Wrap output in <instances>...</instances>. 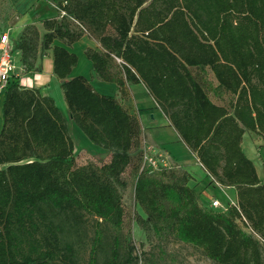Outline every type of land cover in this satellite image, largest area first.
Returning <instances> with one entry per match:
<instances>
[{"label": "trees", "instance_id": "1", "mask_svg": "<svg viewBox=\"0 0 264 264\" xmlns=\"http://www.w3.org/2000/svg\"><path fill=\"white\" fill-rule=\"evenodd\" d=\"M42 1L58 13L41 20L40 47L50 51L70 123L110 157L77 165L53 97L11 74L0 116V264H76L85 214L100 220L87 264H137L121 238L120 188L130 166L141 226L190 243L217 264H263L260 241L238 221L264 240V181L241 147L247 130L264 138V0ZM85 25L99 42L84 52L95 77L115 83L123 98L128 83L145 86L204 169L234 188L226 211L202 206L188 173L153 168L132 152L142 128L121 100L83 75L69 77L78 57L66 46ZM17 47L23 64L37 50L25 37Z\"/></svg>", "mask_w": 264, "mask_h": 264}, {"label": "rangeland", "instance_id": "2", "mask_svg": "<svg viewBox=\"0 0 264 264\" xmlns=\"http://www.w3.org/2000/svg\"><path fill=\"white\" fill-rule=\"evenodd\" d=\"M28 13V10L24 12V14L26 15ZM63 15L64 12L60 13L59 17ZM18 16H20V14L16 11L14 4H12L9 0H0V34L7 33L8 36L11 37L12 58L14 63L16 65H19L18 67H16V70L18 69L20 72L22 69L26 74H30V72L34 73L38 71V67L40 66L38 61L39 53L43 52L41 51L40 44L42 39L41 35L44 33V28L41 21L36 18V20L34 21L23 24L20 29L14 30L16 29V21L18 20ZM66 20L72 23L75 22L70 17H67ZM84 28L85 34H87L88 37L95 42L96 48L98 49L99 42L96 33H94V31H92V29H90L87 25H85ZM23 37L29 39L32 44L37 47L36 51H32L30 53L27 59L28 61L25 64L22 63L21 51L17 47L20 39ZM54 42L58 43V40H55ZM34 53L35 58H32V54ZM77 55H79V57L81 58L79 52H77ZM44 57L45 56H42L40 59L41 64ZM27 66L30 69L28 71H26ZM60 82L61 80H58L57 85L55 83H51L49 86H47V88L46 86L39 87L37 86V84L35 88H40L42 94H48L53 97L56 104H59L58 107H63V115L67 116V108L64 99H62L63 93L62 89L60 88ZM116 98L121 100L122 103H124V101L126 100L125 98L121 97L120 93ZM70 131L75 142L74 156L77 165L95 166L99 163L98 159H102L103 161H107L109 159L110 154L106 150L99 147H90L87 144V138L76 125L70 126ZM139 150L142 152L143 157L145 153H147L156 158L155 155L151 154L149 151H147V149H145L142 136L138 148L136 150H133L132 152L134 153ZM192 153L195 155L194 152ZM171 156L165 155L164 159H156L162 165H173L180 171L186 172L190 175V179H192V181L194 182L192 188H194L195 192L197 193L198 201L202 206L211 208L210 199L213 196L218 197L221 205L226 208L235 203V199L232 196V187L226 189L225 186L221 185L220 182L212 177L199 163L198 164L200 166L201 173L193 172L192 174H190V172L186 170L184 164L176 159L177 157L175 158ZM260 161L263 166V158H260ZM122 177L124 180H126V187L120 188L123 204L126 211L124 225L121 230L122 244L123 247H125V244L128 242V248L130 246L133 247L132 254L136 257L137 264H217L207 258L198 247H195L194 245L182 240L176 239L175 237L170 235L155 233L151 227L141 226L137 222L136 217L140 216L142 218H145V214L140 206L137 205L134 198V177L132 174L131 166L125 169ZM208 187L210 188L208 189ZM221 187L222 189H226L223 195H220L218 192V190L224 192L222 191ZM205 189L208 190L207 192H205V194H203V191H205ZM223 207H219L214 210L224 211ZM96 221L100 220H98V218L93 215L85 214L83 217V223L80 227L81 238L79 240V243L77 244L78 252L76 264H87L88 262L91 239L94 235ZM101 223V227L106 231L105 224H103V222ZM238 223L240 224V226H242L241 222L238 221ZM260 248L264 264V242H260ZM122 252L123 254H125L126 249L123 248Z\"/></svg>", "mask_w": 264, "mask_h": 264}, {"label": "crops", "instance_id": "3", "mask_svg": "<svg viewBox=\"0 0 264 264\" xmlns=\"http://www.w3.org/2000/svg\"><path fill=\"white\" fill-rule=\"evenodd\" d=\"M9 1L14 4L16 11L20 14V16H18V20L16 21V29L14 30L20 29L23 24L34 21L36 20V18L41 21L46 18H53L57 15L53 5L42 0ZM26 10L29 11L27 15L24 14ZM57 44L66 46L64 43L59 41ZM66 47L76 54L77 52H79L81 56L80 58L79 55H77V63L71 69L69 77L83 75L86 78L90 79L93 88L99 93L109 94L115 97L119 96V91L115 83L102 81L95 77L91 61L86 57L84 52L89 47L96 48V44L88 37L87 34H84L80 39L72 43L70 46ZM44 53H39L38 63L40 64V66L38 67V71L34 72L32 75L26 74L22 69L20 72L18 69L16 70V67H18L19 65H16L13 61L14 71L12 74L19 77L21 84L28 87H36V85L38 84L37 86H46V88L51 83H55L57 85L58 79L52 72V58L50 55V51ZM42 56L45 57L42 60L41 64L40 59ZM126 91L127 97L125 98L126 100L123 104L128 109V111L131 114L135 115L140 121L145 149H147V151H149L151 154L155 155L158 160L164 159L165 155H172L171 157L175 158L177 157L176 159L184 164L186 170L190 172V174H192L193 172L201 173L199 166L200 162H198L196 155H194L190 151V149L181 141L174 128L170 125L163 111L160 109L154 99L149 95L145 86L142 83H128L126 85ZM2 100L3 93L0 97V116ZM57 106H59L58 103ZM62 108L63 107H61L60 110L63 114ZM64 117L68 120L69 126L75 125H71L68 114ZM255 135L256 133L254 132L248 130L245 131L242 135L241 147L247 157L253 161L259 180L264 181V165L262 166V163L260 161V158H263L264 162V138L260 135ZM87 141V144L92 147L93 144L88 139ZM193 183L194 182L192 181V179H190V182L188 184L190 187H193ZM209 188L210 187H208V189ZM229 188L230 187H226V189ZM208 189H205V191H203V194H205ZM226 189L224 188L222 190L224 192H221L218 189L217 190L220 195H223ZM232 189V196L233 198H235V190L234 188Z\"/></svg>", "mask_w": 264, "mask_h": 264}, {"label": "built area", "instance_id": "4", "mask_svg": "<svg viewBox=\"0 0 264 264\" xmlns=\"http://www.w3.org/2000/svg\"><path fill=\"white\" fill-rule=\"evenodd\" d=\"M13 71L14 63L12 58L10 38L7 33H3L0 34V97L2 96L8 78L13 73ZM144 160L148 165L152 166L153 168H157L159 165H162L154 156L147 153H145L144 155ZM210 207L216 209L223 206L221 205L218 197H212L210 199ZM223 209L226 210L227 208L223 207ZM239 222H241L244 231L254 234V236L260 242H264V240L258 234L254 233L252 229L247 224H245L246 220L244 218Z\"/></svg>", "mask_w": 264, "mask_h": 264}]
</instances>
